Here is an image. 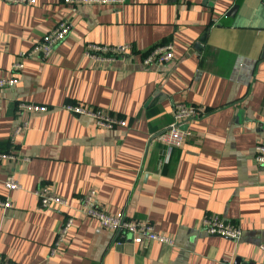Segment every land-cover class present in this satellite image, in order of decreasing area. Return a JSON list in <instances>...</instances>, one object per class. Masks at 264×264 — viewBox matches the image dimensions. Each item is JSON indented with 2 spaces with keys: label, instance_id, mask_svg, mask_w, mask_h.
<instances>
[{
  "label": "crops",
  "instance_id": "1",
  "mask_svg": "<svg viewBox=\"0 0 264 264\" xmlns=\"http://www.w3.org/2000/svg\"><path fill=\"white\" fill-rule=\"evenodd\" d=\"M235 6L233 11H230ZM67 36L45 59L22 57L58 21ZM130 44L123 59L94 62L86 42ZM172 43L173 58L144 66L142 57ZM264 0H126L120 5L0 0V77L21 59L18 82L0 89V149L13 127L17 161L0 164V260L17 264H262L264 169L252 158L264 143ZM47 106L23 112L17 103ZM81 103L126 121L98 128L63 108ZM176 103L200 105L190 134L166 150L153 137ZM26 157L28 161L21 158ZM20 184L8 190L3 180ZM47 186L67 206H41L34 191ZM149 220L173 240L116 243V235L80 210ZM205 214L241 229L237 240L208 234ZM67 216L73 218L55 254L50 248Z\"/></svg>",
  "mask_w": 264,
  "mask_h": 264
},
{
  "label": "built area",
  "instance_id": "2",
  "mask_svg": "<svg viewBox=\"0 0 264 264\" xmlns=\"http://www.w3.org/2000/svg\"><path fill=\"white\" fill-rule=\"evenodd\" d=\"M14 3H34L35 0H5ZM66 3H102L113 6L123 4L126 0H63ZM70 23L64 19L58 21L50 30L45 32L41 38L34 42L31 47L22 54V57H37L45 60L52 52L54 47L61 42L69 33ZM130 51V44H104L98 42H86L83 46L82 54L84 57L94 62H114L123 59ZM173 58V44L165 43L151 47L142 57L141 64L144 66L151 64H161ZM23 69V62L18 58L10 66V74L8 77H0V89L8 88L18 82V74ZM63 108L74 114L89 117L93 123L102 129H112L116 126H125L126 121L111 115L100 108L81 104L72 103L65 104ZM47 106L35 103L19 102L17 110L23 112H45ZM205 113V109L196 104L176 103L171 110V120L167 126L158 132L153 139L162 143L166 150L180 146L185 138L190 134L187 125L190 121L201 118ZM29 126V119H24L13 127L12 134L9 139L7 149H0V164L8 161H17L20 159L18 151L14 147V137L26 130ZM28 161V158H21ZM253 164L264 169V143H257L254 146ZM3 185L8 190L18 189L20 184L14 176L8 175L3 180ZM96 191L91 189L81 200L79 210L90 218L95 219L99 226L110 230L116 237V243H123L126 235L130 237V242L140 244L144 241H158L169 245L173 244V240L163 234L155 231L153 224L149 220H142L127 217L123 211L108 213L100 210L93 205V199ZM39 203L43 207L57 208L58 206H67L68 200L53 193L47 186L39 187L34 191ZM11 201L0 199V208L6 210L11 208ZM202 226L208 234H214L237 240L241 235V229L235 224L224 220L215 214H205L202 218ZM73 225V218L67 216L58 228L55 238L50 248V254H55L64 238ZM259 248L264 251V244H260ZM0 264H17L10 260L2 259ZM264 264V262L262 263Z\"/></svg>",
  "mask_w": 264,
  "mask_h": 264
},
{
  "label": "water",
  "instance_id": "3",
  "mask_svg": "<svg viewBox=\"0 0 264 264\" xmlns=\"http://www.w3.org/2000/svg\"><path fill=\"white\" fill-rule=\"evenodd\" d=\"M234 8H235V6H233V7H232V9H231L230 11H233V10H234ZM261 56H264V49H263V51H262V54H261Z\"/></svg>",
  "mask_w": 264,
  "mask_h": 264
}]
</instances>
